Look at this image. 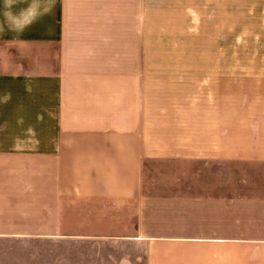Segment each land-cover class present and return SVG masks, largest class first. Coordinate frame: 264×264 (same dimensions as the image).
Returning <instances> with one entry per match:
<instances>
[{"label":"crops","instance_id":"1","mask_svg":"<svg viewBox=\"0 0 264 264\" xmlns=\"http://www.w3.org/2000/svg\"><path fill=\"white\" fill-rule=\"evenodd\" d=\"M151 3L0 15V264H264V105L155 75Z\"/></svg>","mask_w":264,"mask_h":264},{"label":"rangeland","instance_id":"2","mask_svg":"<svg viewBox=\"0 0 264 264\" xmlns=\"http://www.w3.org/2000/svg\"><path fill=\"white\" fill-rule=\"evenodd\" d=\"M149 7L155 75L171 70L189 86L197 70L202 91L244 92L251 106L264 105V0H152ZM257 111L245 113L251 119ZM129 247L106 252L120 251L122 264H131ZM137 249L136 264H145L144 248Z\"/></svg>","mask_w":264,"mask_h":264},{"label":"clouds","instance_id":"3","mask_svg":"<svg viewBox=\"0 0 264 264\" xmlns=\"http://www.w3.org/2000/svg\"><path fill=\"white\" fill-rule=\"evenodd\" d=\"M18 2L20 0H2V5H0L3 24L7 26L8 30L17 34L22 33L43 15L49 14L54 8V0H26L27 6L25 8L13 11L14 5ZM2 30L3 27L0 25V31ZM8 98H10V93L5 94V99Z\"/></svg>","mask_w":264,"mask_h":264}]
</instances>
